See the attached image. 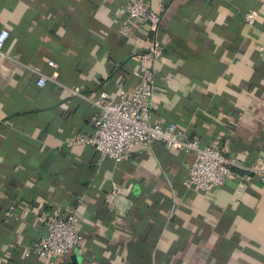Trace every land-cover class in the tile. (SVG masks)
I'll use <instances>...</instances> for the list:
<instances>
[{
  "label": "crops",
  "instance_id": "0c3cea01",
  "mask_svg": "<svg viewBox=\"0 0 264 264\" xmlns=\"http://www.w3.org/2000/svg\"><path fill=\"white\" fill-rule=\"evenodd\" d=\"M140 1L161 17L151 123L221 147L231 178L195 192L191 153L156 143L117 163L76 143L93 135L90 100L138 82L148 29L120 35L126 0H0V264H44L25 252L75 207L81 246L58 264H264V185L248 170L264 159V0Z\"/></svg>",
  "mask_w": 264,
  "mask_h": 264
},
{
  "label": "built area",
  "instance_id": "2783aa9c",
  "mask_svg": "<svg viewBox=\"0 0 264 264\" xmlns=\"http://www.w3.org/2000/svg\"><path fill=\"white\" fill-rule=\"evenodd\" d=\"M119 33L130 38L137 24L147 26L148 34L132 74L137 84L131 89H120L115 99L101 92L91 105L98 110L90 138L78 137L77 144L93 147L101 158L119 163L123 157L135 150L143 151L159 143L167 150H179L193 155L183 186L195 192L208 193L224 186L232 176L236 159L221 147L211 144L201 146L196 139H189L176 125H153L150 121L152 95L154 93L153 67L163 56V48L156 38L161 17L140 0H126L119 8ZM256 13L245 16V22L252 25ZM8 38L6 30L0 31V51ZM264 55V43L259 47ZM53 66V63H49ZM38 86H44L46 79L40 75ZM77 91L74 90V93ZM259 177L264 185V159L258 158L248 169ZM114 193L117 189L114 188ZM80 210L75 207L61 215L52 210L47 222V233L25 252V257L36 256L44 264H58L71 252L81 246V235L77 231Z\"/></svg>",
  "mask_w": 264,
  "mask_h": 264
},
{
  "label": "water",
  "instance_id": "95a60500",
  "mask_svg": "<svg viewBox=\"0 0 264 264\" xmlns=\"http://www.w3.org/2000/svg\"><path fill=\"white\" fill-rule=\"evenodd\" d=\"M128 200H129V201H132V197H128Z\"/></svg>",
  "mask_w": 264,
  "mask_h": 264
}]
</instances>
